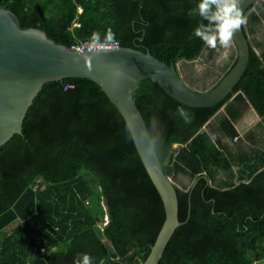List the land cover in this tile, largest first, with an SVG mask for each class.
<instances>
[{
    "label": "trees",
    "instance_id": "1",
    "mask_svg": "<svg viewBox=\"0 0 264 264\" xmlns=\"http://www.w3.org/2000/svg\"><path fill=\"white\" fill-rule=\"evenodd\" d=\"M0 2L22 27L44 30L68 47L94 32L103 40L111 30L121 46L168 64L199 58L206 49L194 36L200 18L188 16L198 0ZM235 94L264 123V59L253 48L242 79L215 106L185 105L150 79L133 94L166 175L191 180L176 184L183 224L159 264H264V168L226 188L215 183V171L232 162L207 127ZM227 115L220 130L234 137ZM164 220V203L127 123L101 87L84 78L46 84L22 134L0 148V264H73L84 253L94 264H143ZM59 243L66 245L62 251Z\"/></svg>",
    "mask_w": 264,
    "mask_h": 264
},
{
    "label": "water",
    "instance_id": "2",
    "mask_svg": "<svg viewBox=\"0 0 264 264\" xmlns=\"http://www.w3.org/2000/svg\"><path fill=\"white\" fill-rule=\"evenodd\" d=\"M259 1L240 0L246 16ZM236 59L219 82L197 90L183 78L180 58L168 64L149 51L132 47L75 50L57 43L36 27H22L19 17L0 2V148L22 134L24 119L43 87L67 78H84L98 84L116 106L131 132L138 154L165 207V220L143 264H159L179 219L177 185L167 176L155 144L133 94L150 79L179 102L191 107H212L223 102L242 79L249 61L251 43L244 26L234 33ZM103 203H106L104 198Z\"/></svg>",
    "mask_w": 264,
    "mask_h": 264
},
{
    "label": "crops",
    "instance_id": "3",
    "mask_svg": "<svg viewBox=\"0 0 264 264\" xmlns=\"http://www.w3.org/2000/svg\"><path fill=\"white\" fill-rule=\"evenodd\" d=\"M256 7L257 5L253 7L250 14L254 13ZM247 35L252 48L264 59V29L259 31L256 34L257 36H254L253 32L248 31ZM236 96L237 94L224 104L212 117L207 127L212 142L232 162L231 169L214 172L216 177L215 183L224 188L231 181L237 183L240 176L248 177L252 172L255 174L264 168V123L261 116L246 98L237 100ZM227 111L231 112V119L237 130V135L234 137L225 135L220 130V122L227 115ZM236 137L238 139H235ZM65 246L64 243H59L57 249L62 251ZM42 249H45V247H42L40 250L43 257L46 250L42 251Z\"/></svg>",
    "mask_w": 264,
    "mask_h": 264
},
{
    "label": "clouds",
    "instance_id": "4",
    "mask_svg": "<svg viewBox=\"0 0 264 264\" xmlns=\"http://www.w3.org/2000/svg\"><path fill=\"white\" fill-rule=\"evenodd\" d=\"M239 5L240 0H198L196 7L188 12L189 17H199L201 20L194 30V36L211 49H216L218 46L230 47L233 43L234 33L247 24V15L242 13ZM115 42V34L111 30L105 34L103 41H101L98 32H94L91 36L93 47L98 43L102 47H106ZM177 111L186 118L183 109ZM154 143L152 142V146ZM73 264H94V260L89 254L84 253L79 254Z\"/></svg>",
    "mask_w": 264,
    "mask_h": 264
},
{
    "label": "rangeland",
    "instance_id": "5",
    "mask_svg": "<svg viewBox=\"0 0 264 264\" xmlns=\"http://www.w3.org/2000/svg\"><path fill=\"white\" fill-rule=\"evenodd\" d=\"M264 1L257 4L254 13L255 18H251L250 12L247 14V24L245 28L248 32H253L254 36L264 29ZM236 48L234 43L228 48L217 47L211 49L207 47L202 55L193 62L181 61L179 68L184 80L197 90H208L216 85L221 77L233 65L236 59ZM178 186H189L191 180L186 176H179L175 181ZM105 211L106 208L104 207Z\"/></svg>",
    "mask_w": 264,
    "mask_h": 264
},
{
    "label": "built area",
    "instance_id": "6",
    "mask_svg": "<svg viewBox=\"0 0 264 264\" xmlns=\"http://www.w3.org/2000/svg\"><path fill=\"white\" fill-rule=\"evenodd\" d=\"M82 9H79V12H81ZM79 26V24H78ZM103 41V40H101ZM119 46V43L118 42H115V43H111L109 45H107L106 47H102L99 43L96 45V46H92L91 44V40L89 41H78L76 42V44L72 45L71 48L72 49H75V50H88V51H92V50H97V49H111V48H114V47H118ZM235 139H238V137H236ZM108 223V217L106 216L104 218V225H106ZM42 251H45V249H42Z\"/></svg>",
    "mask_w": 264,
    "mask_h": 264
},
{
    "label": "flooded vegetation",
    "instance_id": "7",
    "mask_svg": "<svg viewBox=\"0 0 264 264\" xmlns=\"http://www.w3.org/2000/svg\"><path fill=\"white\" fill-rule=\"evenodd\" d=\"M260 2H261V1H259L257 4H259ZM257 4H256V5H257ZM253 7H255V6H253ZM253 7H252V8H253ZM252 8H251V9H252Z\"/></svg>",
    "mask_w": 264,
    "mask_h": 264
}]
</instances>
